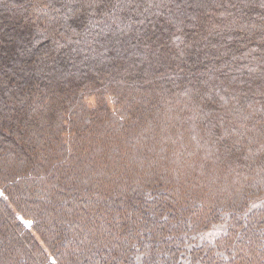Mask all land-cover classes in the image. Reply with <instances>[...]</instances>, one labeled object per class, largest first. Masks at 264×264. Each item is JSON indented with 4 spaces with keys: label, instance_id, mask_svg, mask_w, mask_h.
Returning a JSON list of instances; mask_svg holds the SVG:
<instances>
[{
    "label": "trees",
    "instance_id": "1",
    "mask_svg": "<svg viewBox=\"0 0 264 264\" xmlns=\"http://www.w3.org/2000/svg\"><path fill=\"white\" fill-rule=\"evenodd\" d=\"M0 264H264V0H0Z\"/></svg>",
    "mask_w": 264,
    "mask_h": 264
},
{
    "label": "rangeland",
    "instance_id": "2",
    "mask_svg": "<svg viewBox=\"0 0 264 264\" xmlns=\"http://www.w3.org/2000/svg\"><path fill=\"white\" fill-rule=\"evenodd\" d=\"M23 223L27 227L29 226V224L27 223V221H23ZM217 232H218V229L213 230L208 237L214 236Z\"/></svg>",
    "mask_w": 264,
    "mask_h": 264
}]
</instances>
